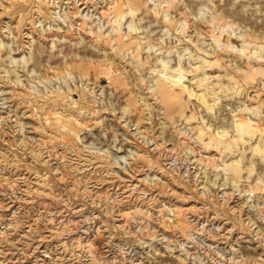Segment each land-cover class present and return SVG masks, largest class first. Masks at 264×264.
I'll return each instance as SVG.
<instances>
[{"label":"rangeland","instance_id":"obj_1","mask_svg":"<svg viewBox=\"0 0 264 264\" xmlns=\"http://www.w3.org/2000/svg\"><path fill=\"white\" fill-rule=\"evenodd\" d=\"M0 264H264V0H0Z\"/></svg>","mask_w":264,"mask_h":264},{"label":"bare ground","instance_id":"obj_2","mask_svg":"<svg viewBox=\"0 0 264 264\" xmlns=\"http://www.w3.org/2000/svg\"><path fill=\"white\" fill-rule=\"evenodd\" d=\"M178 77H179V76H178ZM173 79H174V78H173ZM173 79H172V81H173ZM182 79H183V78L181 77V80H182ZM168 80H169V79H168ZM170 80H171V78H170ZM177 80H178V78H177ZM182 81H183V80H182ZM173 82H174V81H173ZM173 82H172V83H173ZM177 82H178V81H177ZM177 82H176V83H177ZM176 83H175V84H176Z\"/></svg>","mask_w":264,"mask_h":264}]
</instances>
